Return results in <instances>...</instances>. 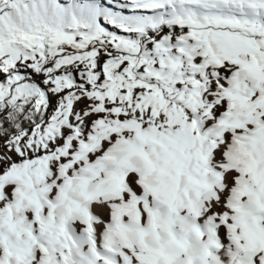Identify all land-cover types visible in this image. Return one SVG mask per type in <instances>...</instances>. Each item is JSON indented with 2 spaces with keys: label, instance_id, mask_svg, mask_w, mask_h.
<instances>
[{
  "label": "bare ground",
  "instance_id": "1",
  "mask_svg": "<svg viewBox=\"0 0 264 264\" xmlns=\"http://www.w3.org/2000/svg\"><path fill=\"white\" fill-rule=\"evenodd\" d=\"M46 1L50 11L34 23L28 16L20 19L22 11L30 12L31 0H0L1 84L14 83L11 74L16 71L28 75L12 98L18 88L37 82L64 90L94 86L100 76L105 92L95 96L101 101L113 102L124 114L139 112L142 124L173 122L190 134L193 143L185 147L191 154L184 153L190 162L170 179L154 155L134 144L126 159L140 158L155 179L139 178L134 170L122 172L124 177L101 169L89 173L86 166H97L115 140L129 135L124 129L85 148L74 163L67 156L40 151L46 156L40 173L20 170L23 160L34 169L39 165L36 150L25 148L17 157L14 151L0 153L9 157L0 171V264H264V122L249 135L242 120L216 127L213 123L244 110L264 111V93L258 87L264 86V42L261 34L252 33L254 19L264 20V0ZM51 10L59 15L56 22ZM65 13L69 20L63 22ZM217 13L241 29L212 28L207 18ZM93 19L114 40L89 39L71 46L67 31L88 28ZM50 25L56 32L46 41L40 26ZM57 34L64 38L56 41ZM214 41L234 45L233 53L215 51L210 46ZM15 52L17 61L12 59ZM145 53L178 54L182 71L212 69L233 92L209 101L208 91L196 81L200 90L188 106L186 96L155 89L132 72ZM47 54L56 57L53 70L33 72ZM116 58L123 60L120 70L129 83L116 84ZM156 65L172 69L159 60ZM243 74L248 77H237ZM7 172L13 176L5 180ZM167 187H172L171 195Z\"/></svg>",
  "mask_w": 264,
  "mask_h": 264
},
{
  "label": "rangeland",
  "instance_id": "2",
  "mask_svg": "<svg viewBox=\"0 0 264 264\" xmlns=\"http://www.w3.org/2000/svg\"><path fill=\"white\" fill-rule=\"evenodd\" d=\"M152 1L166 3L169 0H149V3H151ZM149 3H144V6L149 7ZM72 6H76V4L74 3L69 8H71ZM30 8V12L25 13V11H22V15H20L21 20H24L26 16H28L35 23L37 19L45 16V14L50 11L49 2L46 0H31ZM50 17L56 22L59 18V15H57L55 11L51 10ZM61 19V21L63 22L68 21V14L65 13L64 16L61 17ZM207 19L213 21V24L211 26L214 29L225 28L226 31L231 32L234 30L233 27L237 31L241 29V26L236 25L235 22L231 23L222 15L216 17L211 16ZM95 20L96 19L91 20V24L89 23V25L87 26L88 28H84L79 32L76 30L67 31L70 35V37L68 38V42L71 44V46H76L77 44L85 42L89 39L101 42L106 40H114V34L109 29L103 28L102 26L98 25ZM254 22L252 23V33L261 34L262 41L264 42V20L256 18L254 19ZM40 29L42 32H44L46 41L51 38V31L56 32V27L52 25H50L49 27L40 26ZM57 36L59 37L56 38V41H60L64 38L63 34H57ZM1 38L2 33L0 32V43L2 42ZM210 46L215 51L221 50L225 54L233 53L234 45L227 46L224 42L221 43L218 41H214L210 42ZM168 47L171 49L173 48L171 46ZM17 58L18 57H16L13 53L12 59H15L14 61H17ZM55 58V55L47 54V59L39 65L35 66L33 68V72L46 73L47 71L49 72L53 70L54 67L52 62ZM158 60L165 62V64L169 63L172 66V69L168 70L165 67L156 65V62ZM112 62V69L116 77V84L120 82L129 83V78L120 70V66L123 60L116 58L115 60L113 59ZM183 63L184 61L178 54H173L172 56L167 54L155 56L150 53H145L141 55V59L136 63L132 72L136 73L139 76L140 81H143L148 85L151 84L155 89L165 88L170 92L186 96V104L188 106L196 101L197 94L200 90L194 84V82L196 81L198 83H201L202 87L208 91L209 101H213L222 97L224 93L225 95H228L227 91L231 93L233 92L232 89H228L224 85L223 81L220 79V76L217 73L213 72L214 70L207 69V71H182L180 70V67ZM143 65L146 66L147 69H143ZM94 66L96 70L99 69L98 62H94ZM11 76V79L14 80V83L1 84L0 79L2 94V97L0 98V153L14 151V157H17L20 155L21 151H24L25 148L29 150H36L37 152H39V155L37 157L39 165L34 169L32 168L30 161L23 160L21 161V171L31 170L39 173L42 172L45 169L44 162L46 160V156H41L40 151L43 152L44 150H48V154L51 156H67L70 158V162L74 163L76 157L78 155H81L85 148L94 146L95 144L101 142L112 132L121 129L126 130L129 135L115 140L110 149L105 152L106 160L104 159L95 167L86 166L89 173L94 174L101 169L109 171L112 177H119L120 175L124 177V172L134 170L135 174L137 173L136 176L141 174L139 178L143 177L144 179H155L156 174L146 168L147 166L140 158H135L133 160L130 159L131 161L129 160V158L126 159L127 154L133 152V149L135 148L133 147L134 144L141 145L148 153L154 155V158L156 157L155 161L159 165V168L165 171L166 176H169V178L171 177L170 179H172L173 176L175 177L178 172L182 170L183 166L185 167L187 161L190 162L188 159L190 157L187 158L184 154L186 153L187 156L191 154V150L189 151V149L187 150L186 148L191 147L193 143V137L190 134H188L187 132L184 133V131L181 132L179 126L173 122H169L170 125L166 124L164 126L161 123H150L147 125L142 124L141 122H139L142 118V115H140L139 112L124 114L121 110L114 108L115 106L113 105V102L109 101L106 103L101 101L102 99L96 96L104 94V86H106V84L104 79L100 78V76H97V84L94 86L83 85L73 88L71 87L64 90H62L58 85L55 84H42L37 82V84L35 83L33 84V86H29L27 89L18 88L16 98L14 99L12 98L11 94H13L14 89L18 87V84L28 79V75L26 73L16 71V73H12ZM241 76L246 78L248 77V74L238 75L237 77ZM34 78H36V76ZM258 87L264 93V86L258 84ZM261 98H264V94ZM225 117H222V119L221 117L215 119L213 121V123L215 122L214 127L219 126V124L221 125L222 123H224V121L231 122L230 120H232L234 122L236 120H242L246 122V125L244 126V130L246 129L245 134L246 132L248 133V128L250 129L248 133L249 135L253 132L254 127H257L259 123L264 122V111L261 110V112L252 113L248 110H244L240 114H229ZM82 122H84L86 125L84 126V128L81 127ZM247 123H249L250 125ZM173 125L176 126L174 127ZM135 130L139 131L135 132ZM161 132L162 135L164 134V136L160 135ZM160 137H162L163 139ZM139 138H141V140H144L146 138L145 141L142 140V142H145V144L138 143V141L136 140H139ZM147 140L150 141H148L147 143ZM196 153L199 154V151H196ZM6 157L7 158L0 157V171H2L4 163L7 161V159H9L8 156ZM172 157H174L175 159ZM172 159H174L175 161ZM172 163L176 168L173 167ZM160 165H163L164 167H160ZM170 165L172 167H170ZM134 166H137L138 168H133ZM178 167L181 169H179ZM166 169L170 171L169 174L172 176L168 174V171ZM12 176V172H7L6 174H4L5 180L10 179ZM67 183L68 180L65 179L62 186L64 187ZM148 184L149 183H146L144 187L147 190H150L151 185ZM172 191V187L165 188V192L167 195H171ZM151 194L153 196H156L155 193ZM139 197L145 198V196L141 195H139ZM166 202L167 201H164L165 205ZM124 216L127 217L128 215L124 214ZM105 226H107L106 223Z\"/></svg>",
  "mask_w": 264,
  "mask_h": 264
},
{
  "label": "water",
  "instance_id": "3",
  "mask_svg": "<svg viewBox=\"0 0 264 264\" xmlns=\"http://www.w3.org/2000/svg\"><path fill=\"white\" fill-rule=\"evenodd\" d=\"M14 55H15L16 57H18V52H15Z\"/></svg>",
  "mask_w": 264,
  "mask_h": 264
}]
</instances>
